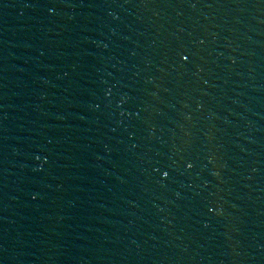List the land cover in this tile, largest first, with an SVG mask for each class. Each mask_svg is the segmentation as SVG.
Segmentation results:
<instances>
[{"label": "water", "instance_id": "95a60500", "mask_svg": "<svg viewBox=\"0 0 264 264\" xmlns=\"http://www.w3.org/2000/svg\"><path fill=\"white\" fill-rule=\"evenodd\" d=\"M0 264H264V0H0Z\"/></svg>", "mask_w": 264, "mask_h": 264}, {"label": "snow or ice", "instance_id": "6c2138e0", "mask_svg": "<svg viewBox=\"0 0 264 264\" xmlns=\"http://www.w3.org/2000/svg\"><path fill=\"white\" fill-rule=\"evenodd\" d=\"M183 60H184V61H188V60H189V56H188V55H184V56H183ZM36 159L39 160L40 157L37 156ZM188 167L191 168V167H192V164L189 163V164H188ZM158 171H159V169H158ZM163 175H164L165 177H167V176H168V172H167V171H164V172H163ZM35 198H36V197H33V199H35Z\"/></svg>", "mask_w": 264, "mask_h": 264}]
</instances>
